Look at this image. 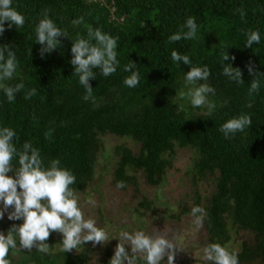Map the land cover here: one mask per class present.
<instances>
[{
	"label": "trees",
	"instance_id": "1",
	"mask_svg": "<svg viewBox=\"0 0 264 264\" xmlns=\"http://www.w3.org/2000/svg\"><path fill=\"white\" fill-rule=\"evenodd\" d=\"M14 6L25 16V25L5 24L0 44L17 52V77L9 83L22 77L26 87L13 102L0 92V125L16 131L17 147L30 141L45 163L60 159L76 177V194L91 185L101 155L115 185L124 181L125 188L138 191V173L148 185L160 186L178 150H190L192 165L186 174L194 184V202L190 206L182 201L171 217L189 216L193 206L202 207L207 244L226 247L237 255L238 264H264V87L249 96L253 76L247 70L251 63L254 71L264 72V0H14ZM45 11L68 38H59L61 47L42 58L35 23ZM190 16L199 25L198 39L169 43ZM79 18L82 23L74 24ZM89 28L119 38L121 69L131 61L140 73L135 88L124 84L130 74L121 69L109 77L97 70V79L90 80L95 101L83 100L85 90L73 74L70 48L71 40L86 38ZM249 30L261 33V43L252 48L244 46ZM173 50L189 55L194 66L210 69L208 83L215 94L209 98L217 106L210 117L179 99L182 76L189 69L172 62ZM227 51L244 82L221 74L226 63L221 53ZM31 88L37 95L25 99ZM241 114L251 116V127L225 139L221 125ZM110 136L126 142L109 152L105 138ZM204 181L211 183L208 195L199 190ZM141 196L137 212L151 206ZM13 223L0 220V231L6 233ZM56 233L47 241H54ZM240 233H246L244 239L235 240ZM89 250L86 245L66 253L62 248L47 253L16 249L7 259L10 264H91Z\"/></svg>",
	"mask_w": 264,
	"mask_h": 264
},
{
	"label": "clouds",
	"instance_id": "2",
	"mask_svg": "<svg viewBox=\"0 0 264 264\" xmlns=\"http://www.w3.org/2000/svg\"><path fill=\"white\" fill-rule=\"evenodd\" d=\"M25 22L26 18L14 6V0H0V36L5 32V24L8 28H22ZM73 23H82V18ZM199 31L196 18L190 16L179 30L169 36L168 42L197 40ZM61 37L68 38L67 32L57 26L47 11L43 12L35 23V43L41 46L42 58L44 53L61 47ZM245 37V47L252 48L261 43L259 30H249ZM118 39L101 28H89L86 38L78 35L71 40L70 64L85 90L84 101H95L90 80L97 79V70L103 77H109L121 69L117 58ZM221 58L226 62L221 74L230 81L244 82L241 70L229 63L228 51L222 52ZM171 60L177 66L182 63L189 69L182 76L179 99L192 109H204L210 117L217 106L209 98L215 94V88L208 83L212 74L208 66H194L189 55L175 50L171 51ZM136 65L130 61L121 69L130 74L124 80L128 88L139 84L140 73ZM18 68L17 52L7 44H0V92L8 102H13L26 87L22 77L19 83H9L17 77ZM247 70L253 76L248 92L249 96H253L264 87V72L254 71L251 63ZM36 95V88L25 91V99L30 100ZM251 125V116L241 114L226 120L219 131L228 139L237 133H244ZM16 139L17 133L13 128L0 125V220L7 214L8 220L20 221L19 224L13 223L6 233L0 231V264H10L7 257L11 250L31 251L35 248L47 253L49 249L44 241L51 232L61 235L60 244L65 253L83 247L86 242L103 245L115 239L118 242L108 264H173L174 249H181L175 238L143 230L120 231L117 236H110L105 228L97 226L95 219L85 218L79 197L72 187L76 184L72 171L61 166L60 159L54 158L45 163L40 150L30 141L18 148ZM14 164L18 166L14 167ZM116 187L123 189L126 184L119 181ZM86 203L92 205L94 201L89 199ZM205 215L202 207L196 205L191 208V217L197 229L202 226ZM125 245L129 246V250ZM200 252L202 259L209 264H238L237 255L219 243L206 244Z\"/></svg>",
	"mask_w": 264,
	"mask_h": 264
},
{
	"label": "rangeland",
	"instance_id": "3",
	"mask_svg": "<svg viewBox=\"0 0 264 264\" xmlns=\"http://www.w3.org/2000/svg\"><path fill=\"white\" fill-rule=\"evenodd\" d=\"M106 149L111 152L112 148L125 140H118L116 137H106ZM136 148V145H132ZM193 154L190 150L179 149L173 167L166 175L165 180L160 186H150L147 184L143 173H138L139 190L132 187L118 189L110 171L108 161L104 156L98 157L95 174L90 186L85 192H79V204L85 213V218H93L97 221V226L105 228L110 236H117L120 231L143 230L149 234H164L169 239L175 238L181 249H174L175 255L173 264H209L204 261L200 250L208 243V234L205 230V223L197 229L193 224L191 215L183 216L179 219L172 218L179 211L182 201H187V205H193V188L191 177L187 176L186 171L192 165ZM207 195L211 193L212 187L209 181L199 184V190ZM144 194L150 199L149 209H139L136 207ZM89 199L94 201L90 205L86 203ZM4 219L8 220L7 214ZM16 222L20 221H10ZM246 233L234 236L235 240H243ZM62 237L59 233L54 234V241H44L49 250L54 251L62 248L60 242ZM117 240L112 239L101 245H93L86 242L89 246V261L91 264H108L114 254ZM83 245V246H84ZM234 245L233 240L228 247ZM126 250L129 246L125 245ZM77 251L74 250V252ZM131 254V253H130ZM166 259V258H165Z\"/></svg>",
	"mask_w": 264,
	"mask_h": 264
}]
</instances>
